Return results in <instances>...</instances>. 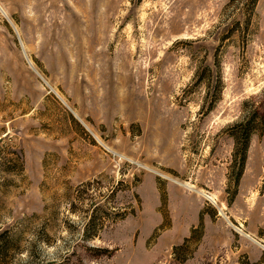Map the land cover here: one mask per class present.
Listing matches in <instances>:
<instances>
[{
  "label": "rangeland",
  "instance_id": "374dc122",
  "mask_svg": "<svg viewBox=\"0 0 264 264\" xmlns=\"http://www.w3.org/2000/svg\"><path fill=\"white\" fill-rule=\"evenodd\" d=\"M242 1L0 0L3 264H264V131L231 170L264 116V0Z\"/></svg>",
  "mask_w": 264,
  "mask_h": 264
},
{
  "label": "trees",
  "instance_id": "16d2710c",
  "mask_svg": "<svg viewBox=\"0 0 264 264\" xmlns=\"http://www.w3.org/2000/svg\"><path fill=\"white\" fill-rule=\"evenodd\" d=\"M231 2H234L235 0H229ZM244 5V11L245 13L251 14L255 12V8L257 5L258 0H243ZM258 120V126H253V123ZM231 133V136L234 139V152H233V164L231 166V170L233 171L234 175V181L235 184L238 185L239 181L242 177V174L245 169L247 156H248V150L250 146V140L252 135L256 132L259 133V131H264V116L257 110H253L251 116H247L243 121L237 123L234 125ZM21 162H23L22 157ZM23 164V163H22ZM83 186L88 187L89 183L83 184ZM263 191H264V184H263ZM97 211V214L99 211L102 210L101 206H96L94 211ZM97 214H92L88 221L85 224V237L86 238H94L98 235L99 231L104 227L105 218H98ZM101 215V214H100ZM127 215L126 212L118 214L117 219H121ZM202 219V217H201ZM203 226V223L201 222V228ZM199 228H193L191 231V235L189 237H186L184 239V242L180 245H176L174 247V253L178 255L180 251H182L185 246H187L194 238L195 235L199 232ZM201 232V231H200ZM12 232L8 230H3L0 232V264H3L7 258L11 255L12 251H15L17 248V239L11 235ZM189 255H184V257L178 258L181 261H184L187 259Z\"/></svg>",
  "mask_w": 264,
  "mask_h": 264
},
{
  "label": "bare ground",
  "instance_id": "6f19581e",
  "mask_svg": "<svg viewBox=\"0 0 264 264\" xmlns=\"http://www.w3.org/2000/svg\"><path fill=\"white\" fill-rule=\"evenodd\" d=\"M164 176V175H163ZM165 177V176H164ZM166 178H167V176H166ZM168 179H171V180H173L174 182H176L177 183V181L176 180H174V179H172V178H169L168 177ZM185 186H188V187H190L189 185H187V184H184ZM210 198V197H209ZM211 200H213V202H214V198L213 197H211Z\"/></svg>",
  "mask_w": 264,
  "mask_h": 264
}]
</instances>
